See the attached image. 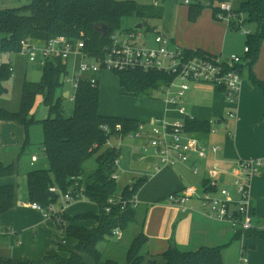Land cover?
<instances>
[{
	"label": "trees",
	"instance_id": "obj_1",
	"mask_svg": "<svg viewBox=\"0 0 264 264\" xmlns=\"http://www.w3.org/2000/svg\"><path fill=\"white\" fill-rule=\"evenodd\" d=\"M188 1L190 22L197 21L205 9H211L214 19L218 21L217 16L222 13L221 5L228 3L227 0ZM232 6L235 21L228 29L240 31L242 27H250L246 40L249 53L245 58V61L250 62L242 67L243 73L247 67L252 83L264 92V82L257 80L253 74V67L264 43V0H240L237 5L234 3ZM160 16H163V12L159 8L138 3L136 0H32L30 5L21 9L0 11V54H20L22 42L29 39L47 41L53 37L66 36L73 41L84 40L86 51L99 56L108 43L110 33L103 37L96 31L97 26L107 25L115 32L124 27L127 19L137 17L146 21ZM142 25L144 26L143 23ZM150 30L152 29L149 28L148 31ZM11 68L8 63H3L0 67V95L7 93L5 84L13 76ZM67 73V66L62 61L48 62L42 68L39 83H24L20 110H0V122H15L26 129L37 123L43 127V148L49 168L28 173L27 191L30 203H38L47 208L58 201L49 197L51 188H56L62 196L70 190L73 193L79 192L80 187H83L85 197L99 208L98 213L75 217L64 215V219L72 223L67 228L61 226L64 237L74 241L76 247L69 251L59 239L58 248L48 252L45 259L52 264H90L89 259L95 263L120 264L105 258L100 252V245L113 237L114 230L119 228L125 231L131 224L141 222L142 230L129 247L125 264H224L223 247H202L187 252L170 248L160 255L146 257L142 252L149 242L144 233L147 212L140 215L139 209L132 206L126 211L116 206L110 214L106 213L111 197L121 193L126 199H131L139 193L147 179L135 180L132 191L129 185L119 190L118 181L112 179V174L120 154L107 145L116 136L106 134L104 127L111 128L114 133L116 126L120 124L123 134H128L136 132L141 122L102 115L100 85L93 87L88 78L80 82L73 102V113L66 117L64 93L62 91L59 94V91L63 88ZM115 74L119 78L120 86L133 95L157 90L171 79L167 75L142 71ZM38 97L43 98V104L48 109V117L42 121L32 114ZM186 124L188 131L200 140L207 139L212 130L210 122L187 119ZM93 156H97L98 169L87 172L84 165ZM18 172V161L9 165L0 163V179L12 177ZM74 178H81L78 186ZM17 204L18 188L12 185L0 186V217L13 210ZM53 218L57 224V217ZM87 220L96 221L98 226L88 228L76 225ZM246 237L264 239V231L253 230L246 233ZM0 264H13V261L11 258L0 257ZM17 264L32 263L20 261Z\"/></svg>",
	"mask_w": 264,
	"mask_h": 264
},
{
	"label": "crops",
	"instance_id": "obj_2",
	"mask_svg": "<svg viewBox=\"0 0 264 264\" xmlns=\"http://www.w3.org/2000/svg\"><path fill=\"white\" fill-rule=\"evenodd\" d=\"M229 1L231 0H227L228 3ZM171 2L177 4L174 0H171ZM204 11L197 21L190 22L186 5V12L181 22L177 25L174 36L169 37L172 40V45H178L191 51H200L224 57L231 31L225 24L214 19L211 9H205ZM3 55L9 56V54ZM0 62L3 64L2 61ZM102 74L98 76L99 85L101 84ZM253 74L257 80L264 82V43L261 47L259 59L253 67ZM66 94H68V91H64V96ZM180 107L186 110V115L190 120L210 122L211 124V122L225 118L230 111L236 112L237 120L227 119L220 125L212 126L211 124L216 132H210L207 139L201 140L207 147L220 146L221 150L217 155H210L209 159L205 161L193 160L189 163H179L175 166H160L158 173H155L158 161L151 157L149 155L150 152L145 151L140 144L131 139H126L129 143L127 146L125 145L124 152L122 147L119 149V180L122 178L121 174L128 176L124 188L131 181L147 179L138 193L139 202L141 199L145 202L149 196H155V199L149 202L165 203L162 204V206L165 205L164 212L168 208H171L174 212L172 218H167V213L164 214L166 220L173 224V230L172 233L162 239V245L157 249V254L152 255H160L172 248V246L183 252L196 251L202 247H223L224 264H239L242 250L246 253L249 264H264V239L256 237L242 238L239 234H235L233 227L229 223L218 222L214 218L207 216L202 208V203L200 206L199 202L195 201L198 200L197 198L192 199L186 205V211H182L176 206H168L170 204L166 202L167 197L171 194L180 193L189 187L196 188L199 195L203 196L207 193L204 190V186L213 180L217 181L218 188L210 191L216 194L220 189L226 188L231 194L230 197L235 202H238L240 194L236 189V185L244 180L239 163L245 160L264 158L263 90L252 83L250 73H248V77L243 83L238 106L235 109L229 104L222 88L212 84H191V88L183 97ZM153 111L154 114L163 113V117L169 120L186 119L179 114L176 106H171L165 101L164 104H159L158 107L155 106ZM229 121L234 123V133L226 132V124ZM38 161V158L36 162H33L32 159V164ZM125 161H128L127 164ZM136 161L148 165L142 170H136L132 167ZM195 168H198L196 173ZM18 175L19 172L12 177ZM9 178L11 179V177L1 178L0 186H15ZM16 187L18 188L17 206L0 217L3 227L6 228L3 232H0V241L10 243L14 247L13 258L11 257L13 264H17L20 261L36 264L39 261H35V257H38V260L39 257L45 259L48 252L58 248L60 238L55 233V229L62 235H64V231L58 229L54 218H46L41 212L31 208L32 203H30L28 198L27 181L26 192H23L25 195L20 193L18 186ZM250 194L253 230L264 231V170L252 180ZM140 206L141 204L139 208ZM231 210L236 211L237 206H231ZM98 212V206L89 200L73 202L64 211L65 215L69 217ZM146 212L144 233L148 236L149 242L143 249V254H145L146 247L151 242L150 236L152 237L151 233H149L150 229L149 232L146 230V228H149V226L147 227L149 208ZM76 225L95 228L98 223L93 220H87L78 222ZM163 229L165 227L161 226L159 230ZM140 230H142V227L139 232ZM34 232L33 238L31 237L27 243L24 242L23 236L26 233L32 234ZM123 238L124 231L121 240H117L113 236L105 242L112 239L121 242ZM62 243L69 251L74 250L76 247L74 241L65 237H63ZM28 245L31 247H28Z\"/></svg>",
	"mask_w": 264,
	"mask_h": 264
},
{
	"label": "built area",
	"instance_id": "obj_3",
	"mask_svg": "<svg viewBox=\"0 0 264 264\" xmlns=\"http://www.w3.org/2000/svg\"><path fill=\"white\" fill-rule=\"evenodd\" d=\"M20 1V0H15ZM189 5V1L183 2ZM150 5L160 8L161 1L153 0ZM147 5V4H145ZM232 5L223 3L220 7L221 14L217 20L230 28L235 16ZM136 28H122L121 30L110 32L107 45L99 56H95L86 51L84 40L73 41L66 36L53 37L47 41L26 40L22 42L21 53L28 58V61L36 67L44 68L50 61H62L67 66L68 73L64 80L71 88L68 91V99L73 103L79 84L82 80L88 78L93 87L99 86L98 76L103 72H125L142 71L144 73H158L170 77L168 84L160 87L165 94V102L178 108L179 114L186 119V110L180 107V103L186 93L190 90L191 84H212L224 90L225 96L231 106L235 109L238 106L239 98L243 88V69L245 58L234 54L229 58L220 55H211L200 51L187 50L178 45H172V40L161 34L156 29L146 30ZM242 35L248 36L250 31L243 27L240 29ZM152 32L154 34V45H151L147 39H144V33ZM245 56L249 53V47H245ZM75 57V66L79 69V75L70 77L69 61ZM2 63L0 62V67ZM14 73V69H10ZM186 119L169 120L165 117L154 118L150 123L141 122L136 132L123 134L122 125L118 124L113 133L109 127H104L106 134L116 136L121 141L131 139L140 144L149 155L158 161L155 173L160 171V166H175L179 163H189L193 160H208L210 155H217L221 147L214 145L207 147L196 136L187 129ZM227 119L237 120L235 111L228 112L225 118L219 121L211 122L212 126L223 124ZM212 133L215 129L212 128ZM107 142L110 148L119 151L122 142L118 146H113L112 140ZM33 162L37 157H33ZM120 159L115 161V172L112 179L118 181L120 178ZM244 180L236 185L240 194L238 202L234 201L229 194L228 189L222 188L214 194L211 189H217L218 183L213 180L206 183L204 190L206 194L199 195L198 190L189 187L180 193L171 194L166 202L172 206L186 211V205L194 198L202 203V208L207 216L214 218L218 222L229 223L235 234L242 238L246 233L254 229L251 216V182L264 170V158L245 160L239 163ZM198 168H195V173ZM81 178H74L76 186L79 185ZM135 184V180L129 183L130 191ZM49 192L57 194L63 199L62 209H57L56 204L43 207L38 203H32L31 208L45 214L46 218H53L60 213H64L66 207L78 200H88L84 195L83 187L79 192L73 193L70 190L67 194H58L56 188H51ZM140 202L138 194L131 199H126L122 194L115 195L108 200L106 213L110 214L112 209L120 206L122 211H126L129 206L138 209ZM236 205L237 210H231V206ZM113 236L121 240L123 231L116 229ZM239 264H249V259L242 250Z\"/></svg>",
	"mask_w": 264,
	"mask_h": 264
},
{
	"label": "rangeland",
	"instance_id": "obj_4",
	"mask_svg": "<svg viewBox=\"0 0 264 264\" xmlns=\"http://www.w3.org/2000/svg\"><path fill=\"white\" fill-rule=\"evenodd\" d=\"M141 4H149L153 0H136ZM161 1V9L163 16L152 18L146 21L139 19L137 17L125 20L124 29L125 28H136L140 24H144L143 32H146L149 28L156 29L161 34L167 35L168 37L174 36V31L177 25L183 19V16L186 12V5L181 1H176L177 4L171 2V0H160ZM240 0H231L229 3L232 5L233 2L237 3ZM32 3V0H0V11L7 9H21L26 7ZM233 7V6H232ZM156 8V7H155ZM205 12V11H204ZM249 26H245V30H249ZM253 30H255L254 26H251ZM137 29V28H136ZM229 34V41L226 47V53L224 54L225 58H229L231 55H238L241 58H245V47L247 36L242 35L241 31H232ZM231 36V37H230ZM144 39H147L151 45H154V34L152 32L144 33ZM2 36L0 35V39ZM0 61L3 63H8L14 69L13 76L11 79L5 84L7 89V93L0 95V110L4 109L10 112H18L20 110L21 98H22V90L25 82L31 83H39L42 78V68L36 67L28 61V58L22 54H9L3 55L0 54ZM75 57H72L69 61L70 68V77L74 75H79V69L75 66ZM250 62V60H246L245 64ZM249 73V69L246 67L243 73V80L247 79ZM202 84V83H201ZM71 88L69 85H63V88L59 91V94L63 91H70ZM100 92H101V109L100 113L104 116H112L118 118H128V119H136L143 123H150L154 118L163 117L162 114H154L155 106H159V104H164L165 94L161 90H153L146 92L140 95H133L127 93L121 86L119 82L118 76L115 72H104L101 77L100 84ZM64 98V97H63ZM36 107L34 108L33 115L39 121H42L48 117V109L43 104V100L41 97H38L36 102ZM64 107H65V115L66 117H70L73 113L74 103H72L69 99L64 98ZM234 123L231 121L226 124V132H233ZM1 138H0V162L4 164H11L12 162L18 161L19 164V175L16 177H11L9 180L13 185L18 186L20 189V193L26 192V181L27 174L33 170L40 169H48L49 162L44 153L43 148V127L40 123L34 124L26 129L24 126L19 125L15 122L2 121L1 122ZM224 131V130H223ZM224 131V133L226 134ZM122 142V148L124 152L125 145L129 143V141L124 138L122 141L119 138H114L112 140L113 146H118V144ZM28 143V144H27ZM27 144V145H26ZM26 145V147H25ZM37 156L38 162L32 164V157ZM128 161H125L127 164ZM124 165V163H123ZM148 164H142L139 162H134V167L136 170H142L147 167ZM120 166V165H119ZM84 168L87 172H94L98 169L97 156H93L90 158L84 165ZM122 178L118 180V187L121 191L124 188V185L127 183L128 176L125 174H121ZM9 181V182H10ZM25 195V193H23ZM140 195V194H139ZM231 196V194H230ZM169 197V196H168ZM167 197V198H168ZM233 197V195H232ZM155 199V196H149V198L143 202V199L140 200V208L139 213L144 214L149 208V216L146 230L150 229L152 237L150 236V244L146 247L145 256L148 257L152 254H157L158 248L161 247L162 239L165 238L168 234L172 233L173 224L170 221H167L164 214L167 213V218L173 217V210L168 208L164 212V206L159 202H149ZM199 202L201 206V201L195 200ZM63 199L60 197L56 203L57 209H62ZM173 207L172 205H168ZM173 212V213H172ZM44 216L45 214L42 213ZM65 213H60L57 216V227L62 231V227H68L72 223L71 221L64 219ZM30 219V218H29ZM172 224V226H171ZM163 226L165 229L159 230L160 227ZM141 228V222H136L131 224L124 231V238L121 242H117L112 239L107 242H104L100 245V252L107 259H113L120 264H125L127 259V252L134 239L138 236L139 229ZM6 228L3 227L2 222L0 221V232H3ZM64 229V228H63ZM55 233L57 236L63 240L64 235L60 234L57 229H55ZM35 232L30 234L26 233L23 236L24 242L27 241L33 236ZM68 239V238H67ZM173 241V240H172ZM169 242V241H168ZM167 242V243H168ZM28 247H31L28 245ZM14 247L10 243H6L5 241H0V256L1 257H12L13 258ZM35 261H39L36 264H51V262L46 259L39 257L34 258ZM49 262V263H48ZM91 264H102L95 263L92 259H89ZM33 264V263H32Z\"/></svg>",
	"mask_w": 264,
	"mask_h": 264
},
{
	"label": "water",
	"instance_id": "obj_5",
	"mask_svg": "<svg viewBox=\"0 0 264 264\" xmlns=\"http://www.w3.org/2000/svg\"><path fill=\"white\" fill-rule=\"evenodd\" d=\"M136 28L137 29H142L143 28V25L140 24ZM96 31L98 33H100L103 37H105V36H107L112 31V29L109 26H107V25H102V26H97L96 27ZM64 98H68V94H66L64 96ZM49 197L51 199L58 200L60 196L57 195V194H53V193L49 192ZM175 248H176L175 246H172V249H175Z\"/></svg>",
	"mask_w": 264,
	"mask_h": 264
}]
</instances>
